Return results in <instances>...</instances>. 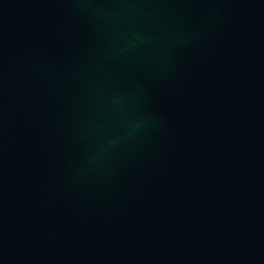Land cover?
<instances>
[{
    "label": "water",
    "instance_id": "1",
    "mask_svg": "<svg viewBox=\"0 0 264 264\" xmlns=\"http://www.w3.org/2000/svg\"><path fill=\"white\" fill-rule=\"evenodd\" d=\"M0 264H264V0H0Z\"/></svg>",
    "mask_w": 264,
    "mask_h": 264
}]
</instances>
